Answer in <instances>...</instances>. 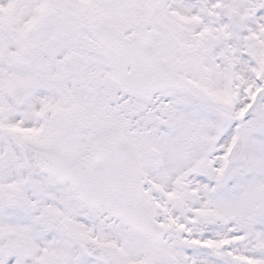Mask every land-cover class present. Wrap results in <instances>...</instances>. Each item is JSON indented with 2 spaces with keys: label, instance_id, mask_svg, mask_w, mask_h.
<instances>
[{
  "label": "rangeland",
  "instance_id": "374dc122",
  "mask_svg": "<svg viewBox=\"0 0 264 264\" xmlns=\"http://www.w3.org/2000/svg\"><path fill=\"white\" fill-rule=\"evenodd\" d=\"M231 9L251 15L246 29L264 33L258 24L264 0H6L0 6V264H99L77 249L84 237L147 264H264V92L245 114L241 89L248 80L240 65L242 87L232 86L228 99L221 79L203 74L224 105L198 107L172 93L142 106L114 89L107 75L95 86L104 66L86 30L99 20L131 38L138 18L148 14L172 51L181 38L191 45L222 38ZM200 29L207 33L197 37ZM212 55L188 53L187 64L194 72L196 56ZM90 61L97 68L87 72ZM25 88L29 94L16 102L14 93ZM100 123L122 124L126 140L150 158L151 177L169 171L144 194L155 220L172 226L159 245L84 208L68 184L50 183L21 162L26 141L73 157ZM236 134L243 148L230 161L226 150ZM198 215L204 219L186 225ZM14 237L30 253H7L5 243ZM219 239L228 241L223 253Z\"/></svg>",
  "mask_w": 264,
  "mask_h": 264
},
{
  "label": "water",
  "instance_id": "95a60500",
  "mask_svg": "<svg viewBox=\"0 0 264 264\" xmlns=\"http://www.w3.org/2000/svg\"><path fill=\"white\" fill-rule=\"evenodd\" d=\"M248 17L242 18L245 24ZM149 19L139 21L133 40L124 33L92 20L87 30L97 41L93 52L109 69V81L119 90L148 100L157 91L177 89L197 100H207L204 93L176 76L154 52L148 32ZM101 75V74H100ZM243 142L238 139L232 153L236 160ZM26 162L37 171L47 173L57 182H69L84 206L104 213L109 219L120 220L133 232L154 242H160L167 227L158 226L142 203V183L138 163L130 145L122 140L117 127L101 126L93 135L86 155L70 163L57 151L43 150L26 144L22 148ZM194 223V222H193ZM19 241L12 248L20 247ZM78 247L92 260L102 264H136L128 262L117 249L101 245L92 239H82Z\"/></svg>",
  "mask_w": 264,
  "mask_h": 264
},
{
  "label": "flooded vegetation",
  "instance_id": "af4514ba",
  "mask_svg": "<svg viewBox=\"0 0 264 264\" xmlns=\"http://www.w3.org/2000/svg\"><path fill=\"white\" fill-rule=\"evenodd\" d=\"M6 2V0H5ZM3 0H0V6L5 3ZM236 11L235 9H231L228 12L227 16H224L225 24L222 26L221 29V35L222 38L213 37L211 40H201L198 39V43L196 45H191L190 42H187L183 40L182 38L179 41L178 48H174L171 50H166V46L164 42H160V37H156L152 41V45L154 49L161 55V57L171 66V68L176 72L179 76L183 78H189L191 79L197 86L204 89L209 94L210 100L208 102H202V101H195L192 99H189L190 102H193L195 106H204L208 108H216L217 105H224L220 104L222 103L216 96L217 100L215 99V96H212L211 89L207 84L209 83V80L204 78L203 74L209 75L211 74L212 77H215V82L220 83L221 81V88L227 90L229 93L232 91V86L234 88H240L238 79L236 78L239 76L238 67L240 65L245 70V76L248 80L247 84L241 89L242 98L245 103L246 100L249 99L250 94H252L253 87H254V81L253 76L255 73H258L259 71L264 72V36L263 31L260 29H256L255 31H250L244 28L243 31H240L236 29L229 21L228 18L231 14V12ZM238 12V11H237ZM259 19V18H258ZM251 20V19H250ZM250 22V21H249ZM260 23H258L260 26L264 24L263 20H259ZM239 28L240 26L237 25ZM202 29L198 30L197 37H201ZM252 35V37H251ZM236 36V39L233 40V37ZM203 41V43L201 42ZM199 51H205L213 53L214 55L210 57H200L196 56L194 58V67H196V70L193 72L191 71V68L189 67V64H187V54H193ZM240 63V64H238ZM181 66H184L185 68H180ZM197 75V76H196ZM221 79V81H220ZM250 79V80H249ZM101 81H97V84L100 85ZM224 85V86H223ZM263 90H258L257 96L255 97L254 102L258 100V96L260 93H263ZM174 94L176 92H166V93H159L155 96H163L167 97L170 96V94ZM184 102L188 99L186 94L178 93ZM229 98L232 96L229 94ZM143 106V105H142ZM201 114V113H200ZM123 128V126H122ZM136 153V157L139 160L141 169H142V178L144 182V188H150L153 185H158L156 180L163 181L164 178L162 177V174L169 171H158L157 174L149 175L147 173V165L148 161H150V158L146 155L142 156L141 151L137 148L134 149ZM174 173V170H173ZM182 179L186 180L183 176H181ZM156 179V180H155ZM51 182V181H49ZM165 184L164 182H162ZM167 183V181H166Z\"/></svg>",
  "mask_w": 264,
  "mask_h": 264
},
{
  "label": "bare ground",
  "instance_id": "6f19581e",
  "mask_svg": "<svg viewBox=\"0 0 264 264\" xmlns=\"http://www.w3.org/2000/svg\"><path fill=\"white\" fill-rule=\"evenodd\" d=\"M253 105H254V104H253ZM253 105H252V107H253ZM252 107H251V108H252Z\"/></svg>",
  "mask_w": 264,
  "mask_h": 264
}]
</instances>
